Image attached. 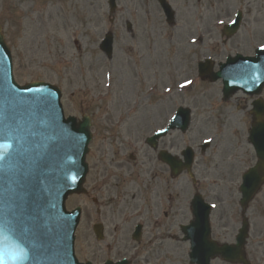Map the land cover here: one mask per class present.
Wrapping results in <instances>:
<instances>
[{
	"label": "rangeland",
	"instance_id": "374dc122",
	"mask_svg": "<svg viewBox=\"0 0 264 264\" xmlns=\"http://www.w3.org/2000/svg\"><path fill=\"white\" fill-rule=\"evenodd\" d=\"M46 0H38L39 6L32 7L29 0H0V25L5 35V40L12 50L13 64H14V76L17 82L20 84L30 81H47L62 89L63 98L62 104L66 115L77 116L79 113L85 111L86 106L90 102H93L96 98V93L106 92L109 88H116L115 100L131 101V93L138 88H164L174 86V82H181L186 79H192L193 85L191 89L187 90L185 96L176 94L175 103L180 104L182 102L187 105L193 111L192 124L189 131L185 135H180L176 138L177 150L185 145H189L195 148L204 138L215 135L213 144L218 139L226 142V144L232 147L236 132V127L240 128L245 121L242 103L238 102L239 109H235V100H247L239 98V95L232 97L227 104L220 108V84L201 82L196 78L195 65L193 64L197 59L206 54L215 55L220 57L215 59L221 61L223 53H234L236 51L245 52V49H252L257 43L264 41L258 39L253 44L248 43L246 46L241 41H236L234 44H226L222 46L217 43L219 37V30H212L213 37L210 38L208 52L202 51L201 44L194 45V47H187L183 41L173 40L171 46L178 45L177 57L175 59V65L173 68L168 69L167 64H170L168 59V52L172 54L170 44L165 43L164 35H162V41L156 42L157 50H147L145 44L141 40H136L133 43L134 48H138L140 54L144 58L140 61L134 57V52H129V59H132L136 64L141 63L143 74L141 77L136 78L138 83H134V75H132L130 67L132 66L130 60L127 59L124 52V45L127 43L125 36L117 29L112 28L115 33V48L117 50L116 59L112 64L99 52L97 48L98 40L100 36L110 30L108 23V13L106 0H66L62 3L63 7L58 10V4L55 3L49 5L46 12L43 11V6ZM119 9L116 12V17L120 15V12L127 8V13H130L133 7H136L139 0H117ZM67 3L71 4L74 10H69ZM235 2H232L234 4ZM151 10V6H149ZM50 14L49 18H46ZM190 18L191 26L201 27L200 20H196V14L193 12ZM189 20V17H187ZM248 20L249 14H246ZM213 18H211L212 20ZM197 21V22H196ZM180 22L185 23L184 13L181 14ZM213 22V21H211ZM189 23V22H188ZM147 32L150 36H154L159 30V25L155 20L146 22ZM168 32V31H167ZM242 33V30H241ZM193 33L191 36H195ZM264 35V30L259 31L256 28L250 39H256L259 36ZM99 37V38H98ZM240 37V35H239ZM155 37H150L152 41ZM75 42L76 44H73ZM165 43V44H164ZM209 43V42H208ZM76 46H82V57L79 58V51ZM183 46V47H182ZM234 47L235 49H230ZM182 50L188 49L191 54H194L193 59L188 62L185 60L184 52ZM224 49V52H222ZM115 50V51H116ZM221 50V52H216ZM159 51L161 54V60L165 61V65L160 67L152 66L154 60L157 59ZM249 50L248 52H250ZM221 53V54H220ZM165 54V55H164ZM224 54V55H225ZM223 55V56H224ZM119 56V57H118ZM126 61V63H125ZM147 66H152L147 68ZM164 68V70H161ZM150 69V70H149ZM167 74V76L164 75ZM175 73L174 77L170 81L166 78ZM109 77L107 78V76ZM156 78V80H155ZM144 81V82H142ZM157 82V83H155ZM152 84L156 85L154 87ZM73 92V95H72ZM155 95L152 94L149 97L145 96L143 101H146L148 105L144 108L152 107L154 109ZM165 101L163 107L166 108L169 104ZM221 125V123H223ZM196 150V149H195ZM214 154V149L210 148L205 152L203 156L199 155V151H195V163L194 171L198 174V170L202 169V165L205 161H209ZM211 166L213 164H210ZM211 166H208V171ZM221 168V164L216 170L214 168V176H208L209 180L216 178ZM179 189L182 188V184L179 183ZM72 205V204H69ZM220 214H216L213 217L214 225H216ZM224 218L229 219L228 211ZM177 222H183L182 220H176ZM230 223V222H229ZM176 231L173 230L172 233ZM256 232L252 230V237L249 239L247 246V254L252 264H264V238L253 237ZM80 243L79 252L82 260L89 259L93 263L97 262L100 255L97 253L96 244L93 242L94 238L88 228H86V219L81 225V231H79ZM261 243V247L257 243ZM253 243V244H252ZM88 245V248L86 245ZM172 243H166L162 246H153L148 248V257L152 264H173L175 248L171 247ZM122 249V246L120 247ZM180 257L176 264H187L185 259L184 247L181 251ZM112 253L120 254L121 250L113 249ZM214 264H222L216 261Z\"/></svg>",
	"mask_w": 264,
	"mask_h": 264
},
{
	"label": "water",
	"instance_id": "95a60500",
	"mask_svg": "<svg viewBox=\"0 0 264 264\" xmlns=\"http://www.w3.org/2000/svg\"><path fill=\"white\" fill-rule=\"evenodd\" d=\"M246 63L239 62V65ZM9 75L8 72L0 75V125L12 130L15 128L16 134L13 136L17 139L9 141L11 139L8 136L0 138V155L4 157L0 161V229L12 224L0 236V264H21L22 261L39 264L41 255L44 260H48L54 256L52 253L60 251L57 238L54 234H45L41 242L34 246L26 242L24 230L40 216L36 206L44 204L40 207L42 210L51 208L48 196L55 197L57 191L53 190L54 186L43 175L36 176L27 172L23 160L27 155L28 144L32 145L31 149L39 157L44 155V141L50 133H46L48 113L45 106L56 104L58 95L52 88L44 85L17 88ZM10 144L13 145L7 147ZM11 147L16 148V151ZM13 156L17 159V165L10 164V157ZM27 253H32L34 262H30ZM66 264L75 263L68 259Z\"/></svg>",
	"mask_w": 264,
	"mask_h": 264
},
{
	"label": "flooded vegetation",
	"instance_id": "af4514ba",
	"mask_svg": "<svg viewBox=\"0 0 264 264\" xmlns=\"http://www.w3.org/2000/svg\"><path fill=\"white\" fill-rule=\"evenodd\" d=\"M145 2L146 0H141V8L145 7ZM153 2L156 10L160 11L158 0H153ZM184 2L187 10L193 8L199 13L200 11L206 12L209 8L225 10L229 1L195 0L193 2L192 0H183L179 6L181 10H183ZM236 2L246 8L248 12H251V9L255 6L258 15H255L254 21L264 20V0H236ZM203 22H205L204 19ZM102 130H111L110 132L102 133V138L114 141V145L110 150H101L98 153L99 157L95 164L92 191L99 197L107 198L112 204V212L109 214L110 218L117 216L119 219L121 216L124 221H129L130 214H126V211L122 210L121 206H130L128 210L133 208L131 206H140L144 213L143 218L146 221L149 219V212H152L155 208L164 209L165 211L170 210L175 200L171 198L170 194L166 198H162L160 194L162 180L164 179V187L169 185L170 181L166 177L168 172L165 170L163 172L162 167L155 166L156 157L145 149H126L123 152L124 149L119 148L122 142L119 141L117 132H113L112 127H105ZM126 133L128 132L126 131ZM117 140L119 143L116 142ZM164 173H167V175L164 176ZM102 198L98 199L101 200ZM132 200L135 201L131 203ZM166 215L164 213V217ZM128 225L129 223L124 225L125 230L128 229ZM157 230L159 228H151L149 235L151 236ZM111 237H115V230H112ZM130 248L129 246L127 249Z\"/></svg>",
	"mask_w": 264,
	"mask_h": 264
},
{
	"label": "snow or ice",
	"instance_id": "6c2138e0",
	"mask_svg": "<svg viewBox=\"0 0 264 264\" xmlns=\"http://www.w3.org/2000/svg\"><path fill=\"white\" fill-rule=\"evenodd\" d=\"M191 83V82H189ZM12 132L11 128H6L4 125H0V138L10 136ZM11 145H8L7 147H10ZM4 157L0 155V161H2Z\"/></svg>",
	"mask_w": 264,
	"mask_h": 264
}]
</instances>
